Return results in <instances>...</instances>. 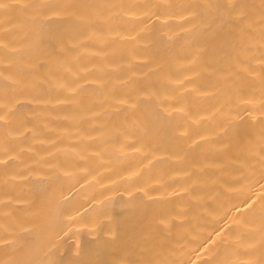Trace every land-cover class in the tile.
Instances as JSON below:
<instances>
[{
  "label": "bare ground",
  "instance_id": "bare-ground-1",
  "mask_svg": "<svg viewBox=\"0 0 264 264\" xmlns=\"http://www.w3.org/2000/svg\"><path fill=\"white\" fill-rule=\"evenodd\" d=\"M0 264H264V0H0Z\"/></svg>",
  "mask_w": 264,
  "mask_h": 264
}]
</instances>
